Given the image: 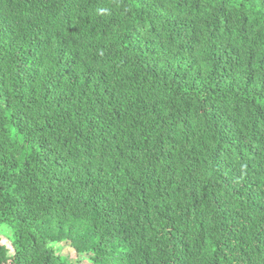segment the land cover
<instances>
[{"label": "trees", "instance_id": "1", "mask_svg": "<svg viewBox=\"0 0 264 264\" xmlns=\"http://www.w3.org/2000/svg\"><path fill=\"white\" fill-rule=\"evenodd\" d=\"M0 227V264H264V0H0Z\"/></svg>", "mask_w": 264, "mask_h": 264}, {"label": "rangeland", "instance_id": "2", "mask_svg": "<svg viewBox=\"0 0 264 264\" xmlns=\"http://www.w3.org/2000/svg\"><path fill=\"white\" fill-rule=\"evenodd\" d=\"M0 230L2 231L3 230V227H0ZM1 245L5 246L8 249L10 247V244H9L8 240H6L4 238L1 240ZM61 254L64 257H66L67 259H69V260H76V256L74 254V251H72L67 245H64L63 246V251H62ZM81 260H82L81 261V264H86L85 263L86 259L85 260L84 259H81Z\"/></svg>", "mask_w": 264, "mask_h": 264}]
</instances>
